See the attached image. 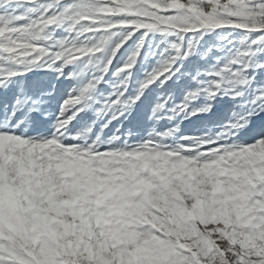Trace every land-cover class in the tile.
<instances>
[{"label": "snow or ice", "instance_id": "1", "mask_svg": "<svg viewBox=\"0 0 264 264\" xmlns=\"http://www.w3.org/2000/svg\"><path fill=\"white\" fill-rule=\"evenodd\" d=\"M0 264H264V0H0Z\"/></svg>", "mask_w": 264, "mask_h": 264}]
</instances>
